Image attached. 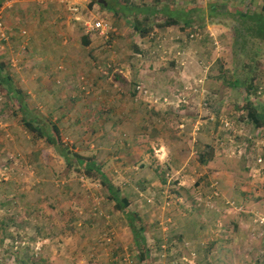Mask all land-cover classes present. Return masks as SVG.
Here are the masks:
<instances>
[{
  "label": "rangeland",
  "instance_id": "obj_1",
  "mask_svg": "<svg viewBox=\"0 0 264 264\" xmlns=\"http://www.w3.org/2000/svg\"><path fill=\"white\" fill-rule=\"evenodd\" d=\"M12 1L0 7L5 29ZM25 1L38 8L46 2ZM239 1L250 9L264 6V0ZM58 3L59 41H37L32 26L14 24L16 29L7 28L8 39H0V61L39 120L57 124L66 146L94 155L128 196V208L143 216L151 264H189L185 234L197 231L204 248L193 255L195 262L217 264L207 251L232 246L235 253L218 256L224 264H264V164L257 166L259 176L246 170L256 168L248 144L253 142L256 155L264 129H255L239 109L243 93L214 78L219 66H232L228 29L209 24L208 30V25L199 28V38H190V28L160 27L164 18L158 15L150 18L149 33L140 36L99 0L93 6L92 0ZM69 6L78 7L81 19L97 18L110 29L88 37ZM257 72V101L263 107L264 51ZM118 73L123 80L114 78ZM134 85L139 89L132 98ZM6 102L0 87V229L6 230H0V264H139L126 219L102 197L100 186L67 169ZM163 108L174 114L159 135L156 118L146 110ZM143 115L148 119L141 121ZM157 135L171 158L169 152L155 155L163 147ZM203 145H213L222 156L209 166L200 164ZM223 176L231 182L223 183ZM236 180L250 190L233 191Z\"/></svg>",
  "mask_w": 264,
  "mask_h": 264
},
{
  "label": "trees",
  "instance_id": "obj_2",
  "mask_svg": "<svg viewBox=\"0 0 264 264\" xmlns=\"http://www.w3.org/2000/svg\"><path fill=\"white\" fill-rule=\"evenodd\" d=\"M5 1L0 0V7ZM159 1L139 4L132 0H101L100 5L111 12V15L115 19H123L126 23L130 24L132 30L140 36H145L149 33L150 26L152 25V22L149 23V20L158 15H162L164 18L161 21L162 23H158L160 27L179 25V28H190V33H200L199 28L204 29L209 24L226 27L231 36L229 50L232 66L230 69H224L222 65L219 66V72L214 78L219 80L224 87L236 89L243 93V101L239 109L245 112L246 119H250V123L255 129H264V107L258 103V95L256 93L258 92L256 84L258 78L257 65L262 59L264 51V6L260 10L250 9L246 6L244 7L239 0H206V2L171 0L159 6ZM93 3L94 0H92L90 5ZM85 33L89 37V35L98 33V31L91 30L85 31ZM86 35L82 38L84 44L88 43ZM107 40L108 37L106 36L105 41ZM107 43H109V40ZM114 78L117 80L124 79L119 73ZM138 86H133L130 92L132 98L137 94ZM0 87L6 93L7 102L5 106L15 115L21 113V122L27 131L52 146L56 154L63 160L65 167L73 174L76 173L78 176L96 182L100 186L102 197L111 201L113 207L126 219L125 224L132 233L134 245L132 251L135 250L133 255L136 256L139 264H151L152 252L146 242L143 216L138 211H132L128 208L130 204L128 196L124 194L119 185H116L112 177L107 173V170L103 167V164H100L94 155L83 154L62 143L57 124H48L39 120L29 108L24 92L15 84L13 75L8 70V65L2 61H0ZM146 111L150 119L156 118L153 122L157 123V126L155 125L157 134L161 131H166L165 127L169 124V122L166 123V120L172 117L174 111L170 108L165 110L160 109L159 111L155 109ZM173 117L176 118L175 121L180 119L178 115ZM147 119V115H143L141 121ZM149 126L152 125L150 124ZM153 130L156 131V129ZM170 136L174 140H178L177 136ZM250 137L251 135L248 138L252 140ZM256 146L258 150L256 155L253 154V142L250 145L248 144L247 147V149L252 147V150L250 149L249 151L253 162L260 153L259 146ZM235 150L240 154L241 151L239 149ZM213 154L211 146L203 145L199 150L197 160L200 164L204 165L213 159ZM243 155L245 158H249L246 153L241 152V156ZM255 166L258 169L257 164ZM247 167L248 169L246 170H250L251 167ZM158 176L162 177L161 175ZM161 181L165 182V179L161 178ZM0 230L4 233L6 231L4 227ZM9 248L12 251V247Z\"/></svg>",
  "mask_w": 264,
  "mask_h": 264
},
{
  "label": "crops",
  "instance_id": "obj_3",
  "mask_svg": "<svg viewBox=\"0 0 264 264\" xmlns=\"http://www.w3.org/2000/svg\"><path fill=\"white\" fill-rule=\"evenodd\" d=\"M45 1H44L45 3L40 2V3H42V5L39 8L33 6V4L30 3L29 1H25V0H21V1L14 0V1H12L11 2V7L12 8L10 9L8 7L9 8L8 9L9 12H8V14L5 15V17H6L5 21L7 22V24L5 25L6 26V30H7V28H9L12 31V27H14V29H16L17 27L13 26L14 24H20V25L21 24H26L29 28L32 26L35 29V33H36V36H37V39H38L37 41H59V37H58L59 32L57 31V30H59L58 25H57L59 22H57V21H58L59 18H61V16L59 15V6L60 5L58 3V2H61V0H45ZM17 2H19V3H17ZM36 2H37L36 4H39V0H37ZM63 3L64 2H62L61 4L63 5ZM22 10H23V12H22ZM104 10H106V9H104ZM18 14H20L22 17H17L16 15H18ZM54 16H55V18L50 20L51 17H54ZM211 27L212 26L208 25L206 29L208 30ZM88 41H89V39H88ZM195 48L197 50V46ZM180 50H184V49H182V47H181ZM182 61H183V59H182ZM181 64H185V61H183V63H181ZM220 91L221 90H219L218 93ZM263 107H264V105H263ZM166 109H168V108H166ZM163 110H165V108H163ZM155 125L157 126V123ZM160 138H161L160 136H157L155 139L157 141H159V143L160 142L162 143V141H161L162 138L161 139ZM162 146L163 147H159L161 149L156 150L158 154H155V155L157 157L164 156V154L166 156H168L167 153L169 152L170 155L168 157L171 158L173 156V154L171 155V152L168 150V148H167V146L165 144H163ZM211 146H213V145H211ZM216 149L217 148L213 149V152H214L213 160L212 161L209 160V162L207 163L206 166H209V164L211 162L215 161L216 159H218V158H220L222 156ZM176 156H177V154H175V157ZM138 158L140 159L139 161L141 163L142 162L141 157H138ZM247 166H249V165H247ZM249 171H250L252 176H254V177L259 176L258 175L259 171L256 172L254 170V167H251ZM239 172L243 173V171H239ZM225 173H227V172H225ZM224 176H226V175H224ZM224 176H223V178H224V182L223 183L229 184L231 181H228V179L225 178ZM237 179H240V178L237 177ZM233 185H234L233 191H236V190L238 191V190H240V188H242L241 189V192H242V190H244L245 187H246L245 191H249L250 190V187H248V186L243 187V185H240L239 180L234 181ZM200 214L201 213L198 212L195 215L197 217V220L202 218V215H200ZM144 234L146 235V242H147V245H148L149 244L148 235H147V233H145V231H144ZM201 237H203V235L199 231L196 232V235L185 234V254H188V256H185V260H187L189 264H201L200 262H195V257H193V255H196V252H198V250L200 248L201 249L204 248V247H202V245H199V244H202V242H203L202 240H200ZM193 242H197L196 249H195L194 246H190L191 243H193ZM226 248L227 249H224L222 251V248L217 246V249L215 251H212L213 249H211L209 252L207 251V255L209 256V255L214 253L216 255V257H214L215 258L214 261L217 264H224L225 261H222L221 257H218V256L220 254L228 255L230 253H235V248H233L232 246L231 247H226ZM191 249H195V250H191ZM151 252H152V250H151ZM192 259H193L194 262L191 261Z\"/></svg>",
  "mask_w": 264,
  "mask_h": 264
},
{
  "label": "built area",
  "instance_id": "obj_4",
  "mask_svg": "<svg viewBox=\"0 0 264 264\" xmlns=\"http://www.w3.org/2000/svg\"><path fill=\"white\" fill-rule=\"evenodd\" d=\"M70 11H72L73 15H75V20L76 21H80L81 20V24L82 26L84 27L85 31H91V30H97V31H102L104 29L106 30H109L110 29V26H106V28L103 27V23L102 21H95L97 18H95L94 20H83L80 18V16H78V13H79V9L78 7L76 6H69L68 8ZM1 16H0V39L1 40H7L8 39V35L6 33V29L5 27H3V24H2V21H1ZM189 37L190 38H197V37H200V33L199 32H192L189 34ZM215 44H217V42H214ZM139 88V87H138ZM224 124L225 125H228L227 121H224ZM261 145L259 146V150H260V153L258 154V156L256 157V159L254 160V166L255 164H257V166H260L262 167L263 164H264V144L263 143H260ZM256 167V166H255ZM260 168L258 167V169L254 168V170L257 172Z\"/></svg>",
  "mask_w": 264,
  "mask_h": 264
},
{
  "label": "water",
  "instance_id": "obj_5",
  "mask_svg": "<svg viewBox=\"0 0 264 264\" xmlns=\"http://www.w3.org/2000/svg\"><path fill=\"white\" fill-rule=\"evenodd\" d=\"M99 2H101V0H99Z\"/></svg>",
  "mask_w": 264,
  "mask_h": 264
}]
</instances>
